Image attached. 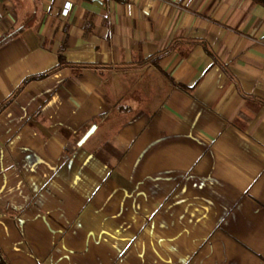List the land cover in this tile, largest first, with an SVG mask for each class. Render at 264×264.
Returning <instances> with one entry per match:
<instances>
[{
    "label": "crops",
    "instance_id": "crops-1",
    "mask_svg": "<svg viewBox=\"0 0 264 264\" xmlns=\"http://www.w3.org/2000/svg\"><path fill=\"white\" fill-rule=\"evenodd\" d=\"M7 38L0 105L69 63L0 113L10 264H264L263 7L0 0Z\"/></svg>",
    "mask_w": 264,
    "mask_h": 264
},
{
    "label": "trees",
    "instance_id": "trees-1",
    "mask_svg": "<svg viewBox=\"0 0 264 264\" xmlns=\"http://www.w3.org/2000/svg\"><path fill=\"white\" fill-rule=\"evenodd\" d=\"M251 1L264 8V0H251ZM8 40H9V38L0 42V46ZM160 58H161V55L159 54V55L152 57L150 61L153 62L154 65H158V63H159L158 61L160 60ZM68 65H69V63L65 60L64 56L60 55L59 56V64L55 69H53L52 71H49L47 73H44V74L29 77L26 80H24V82L17 88V90L12 94V96L0 105V113L17 97V95L25 88V86L29 82L44 79V78L48 77L53 71L61 69V68L66 67ZM0 264H10L9 261L7 260L6 256L1 251V249H0Z\"/></svg>",
    "mask_w": 264,
    "mask_h": 264
},
{
    "label": "built area",
    "instance_id": "built-area-1",
    "mask_svg": "<svg viewBox=\"0 0 264 264\" xmlns=\"http://www.w3.org/2000/svg\"><path fill=\"white\" fill-rule=\"evenodd\" d=\"M70 7H71L70 3H66V5H65V7H64V11H63V14H64L65 16L68 15L69 10H70Z\"/></svg>",
    "mask_w": 264,
    "mask_h": 264
},
{
    "label": "water",
    "instance_id": "water-1",
    "mask_svg": "<svg viewBox=\"0 0 264 264\" xmlns=\"http://www.w3.org/2000/svg\"><path fill=\"white\" fill-rule=\"evenodd\" d=\"M94 130H95V127L91 128V130H90V131L85 135V137L83 138L81 144L84 143L85 140L88 139V137L93 133Z\"/></svg>",
    "mask_w": 264,
    "mask_h": 264
}]
</instances>
